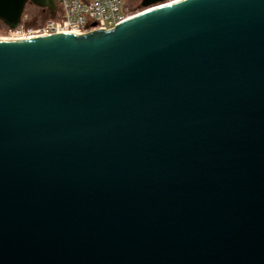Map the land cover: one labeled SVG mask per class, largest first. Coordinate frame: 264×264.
<instances>
[{"label":"water","instance_id":"obj_1","mask_svg":"<svg viewBox=\"0 0 264 264\" xmlns=\"http://www.w3.org/2000/svg\"><path fill=\"white\" fill-rule=\"evenodd\" d=\"M141 6L0 40V264H264V0Z\"/></svg>","mask_w":264,"mask_h":264},{"label":"built area","instance_id":"obj_2","mask_svg":"<svg viewBox=\"0 0 264 264\" xmlns=\"http://www.w3.org/2000/svg\"><path fill=\"white\" fill-rule=\"evenodd\" d=\"M128 0H56L53 16L38 26H31L29 17L22 16L14 30L7 28V40H25L56 34L82 36L94 31L112 30L138 15Z\"/></svg>","mask_w":264,"mask_h":264},{"label":"trees","instance_id":"obj_3","mask_svg":"<svg viewBox=\"0 0 264 264\" xmlns=\"http://www.w3.org/2000/svg\"><path fill=\"white\" fill-rule=\"evenodd\" d=\"M142 1L143 0H128V5L132 9V11H135L142 4ZM42 12H43L42 10H40V9L38 10V8H36L32 5H27V7L25 9V15L26 14L29 15L28 17H29V22H30L31 26L35 27V26H38L44 22L41 20V18L43 17ZM45 13H47V12H45ZM3 28L7 29L4 25H3Z\"/></svg>","mask_w":264,"mask_h":264},{"label":"rangeland","instance_id":"obj_4","mask_svg":"<svg viewBox=\"0 0 264 264\" xmlns=\"http://www.w3.org/2000/svg\"><path fill=\"white\" fill-rule=\"evenodd\" d=\"M39 10V9H38ZM144 9L142 8V6L140 5L137 10H135V14L136 13H140L142 12ZM43 13V17L41 18L42 21H46L47 18L49 17L48 13L42 12ZM24 15H25V11H24ZM27 16H29L28 14H26ZM8 33H7V29L3 28L2 23H0V38H5L7 37Z\"/></svg>","mask_w":264,"mask_h":264},{"label":"bare ground","instance_id":"obj_5","mask_svg":"<svg viewBox=\"0 0 264 264\" xmlns=\"http://www.w3.org/2000/svg\"><path fill=\"white\" fill-rule=\"evenodd\" d=\"M0 40H7V39H5V38H0Z\"/></svg>","mask_w":264,"mask_h":264}]
</instances>
